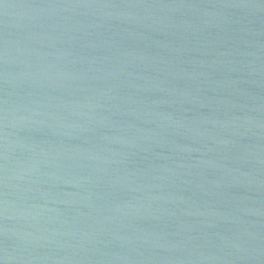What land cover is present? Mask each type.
<instances>
[{"label": "water", "instance_id": "water-1", "mask_svg": "<svg viewBox=\"0 0 264 264\" xmlns=\"http://www.w3.org/2000/svg\"><path fill=\"white\" fill-rule=\"evenodd\" d=\"M0 264H264V0H0Z\"/></svg>", "mask_w": 264, "mask_h": 264}]
</instances>
